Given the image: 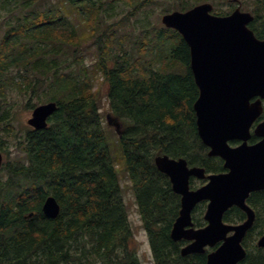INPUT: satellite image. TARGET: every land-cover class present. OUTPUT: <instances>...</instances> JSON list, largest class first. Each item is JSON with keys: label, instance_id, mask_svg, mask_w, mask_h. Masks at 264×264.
<instances>
[{"label": "trees", "instance_id": "trees-1", "mask_svg": "<svg viewBox=\"0 0 264 264\" xmlns=\"http://www.w3.org/2000/svg\"><path fill=\"white\" fill-rule=\"evenodd\" d=\"M205 2L217 16L237 6L256 14L260 25L248 27L264 39V0H0V123L16 142L9 161V145L0 141L9 157L0 177V264H141L107 143L101 88L120 124L123 172L154 264H205V255L191 263L181 258V245L170 239L180 200L154 165L155 157L167 155L206 174L223 171L197 134L193 103L199 91L189 48L159 22L137 34L107 25L118 6L132 15L159 5L164 15ZM14 95L25 111L49 102L57 111L44 129L27 127L18 137L11 121ZM48 196L60 207L55 219L41 211ZM247 204L255 222L240 264H264V250L256 245L264 229V190L250 194ZM193 218L195 227L205 225ZM244 219L237 208L223 217Z\"/></svg>", "mask_w": 264, "mask_h": 264}, {"label": "water", "instance_id": "water-1", "mask_svg": "<svg viewBox=\"0 0 264 264\" xmlns=\"http://www.w3.org/2000/svg\"><path fill=\"white\" fill-rule=\"evenodd\" d=\"M212 10L210 3H202L185 12L164 14L160 22L176 31L189 48L190 69L199 91L193 104L198 137L209 149L208 156L221 158L228 172L206 177L203 169L188 168L184 159L167 155L157 156L154 164L169 178L172 191L181 196L179 216L170 234L174 242H189L181 249V256L203 254L205 248L221 243L207 255L206 264H238L246 257L241 242L255 220L246 200L251 193L264 190V122L254 130L261 140L254 146L246 144L251 126L263 111L264 40L255 37L248 27L253 16L239 6L226 16L214 15ZM55 111L53 102L38 105L26 124L42 130ZM107 121L120 134L117 120L108 116ZM231 141L242 144L232 148ZM190 177L206 178L207 183L190 190ZM204 201L206 226L195 229L191 212ZM232 207L246 214L243 223H223L224 213ZM41 211L46 218L55 219L60 207L54 197L48 196ZM230 232L233 234L227 237ZM257 247L264 250V231Z\"/></svg>", "mask_w": 264, "mask_h": 264}, {"label": "rangeland", "instance_id": "rangeland-1", "mask_svg": "<svg viewBox=\"0 0 264 264\" xmlns=\"http://www.w3.org/2000/svg\"><path fill=\"white\" fill-rule=\"evenodd\" d=\"M109 3V2H108ZM211 4V3H210ZM237 5V4H235ZM117 6V5H116ZM161 7L159 5H152L151 7H148L146 9H143L139 12H135L132 15H129V8L118 6L112 16L108 19L107 25L111 24H118V33H139V31L147 25L148 22L154 23L159 22L163 15H160ZM5 15V13H4ZM4 19L0 17V37L4 30V26H2V23H4ZM90 53L92 52L91 49H89ZM90 58V57H89ZM16 95H14L13 100L15 101L13 106V111H15V115L12 118V123L15 127V131L17 132V136L20 137L24 134V130L28 127L26 124L27 119L30 117L31 111H25L20 106V101H18ZM100 106H101V112L104 115V123L105 126L104 129L106 130L107 135V143L110 151V156L113 160L114 167L116 169L118 178L120 180L121 186L123 188V195H124V203L127 208L128 218L131 224L132 232H133V239L135 242V249L137 253V257L140 260L141 264H154L153 260V254L150 248L149 239L147 236V233L144 231L142 227V223L138 214V209L135 203L134 199V193L132 192V189L130 187V184L128 180L126 179L124 175V160H123V154L119 147V136L115 132L113 128L110 127V129L107 127V116H112L109 112V106L108 101L106 99V92L104 88L100 89ZM113 117V116H112ZM29 128V127H28ZM1 143L2 146L5 148V143L9 145V148L6 149V152H9V157L5 156L4 153H1L3 156L2 161V167L5 163H7L8 158L9 161L11 158H13L16 154L15 152V140L12 137H5V134L1 131ZM4 140V142H3ZM3 148V149H4ZM6 171L0 170V177L5 176ZM206 205L203 207V211L195 212L193 216L195 218L201 217L203 219V214L205 210ZM252 243H250L251 245Z\"/></svg>", "mask_w": 264, "mask_h": 264}, {"label": "flooded vegetation", "instance_id": "flooded-vegetation-1", "mask_svg": "<svg viewBox=\"0 0 264 264\" xmlns=\"http://www.w3.org/2000/svg\"><path fill=\"white\" fill-rule=\"evenodd\" d=\"M257 18H258V16H257L256 14L253 13V24L256 25V26H259L261 21H260V20H257ZM258 19H259V18H258ZM251 102H253V100H252ZM262 106H263L262 114H261L260 117H259V118L253 123V125H252L251 128H250V138H249L248 141L246 142V144H247L248 146H254V145H256V144L261 140L260 137H257V136L254 134V130H255V128H256V126H257L258 124L264 122V100H262ZM241 144H242L241 141H231V142H229V146L232 147V148L238 147V146H240ZM215 158H217V157H215ZM218 159L221 160L222 168H223V171L220 172V173H218V174H224V173H227V172H228L227 169L224 168V161H223L221 158H218ZM187 166H188V168H193V167L200 168V167H198V166H190V165H188V163H187ZM201 169H203V168H201ZM203 170H204V169H203ZM204 174H205V176L210 175V174H206L205 171H204ZM206 183H207V179H206V178H205V179H197V178H195V177H190V178H189V189H190V190H196V189L202 187L203 185H205ZM173 193H174V192H173ZM174 194H175V193H174ZM251 194H253V193H251ZM176 195L179 196L178 194H176ZM249 196H250V195H249ZM248 198H249V197H248ZM179 200H181V196H179ZM180 205H181V203H180ZM200 205H207V201H204V202H200V203H198V204L193 208V210H192V212H191V218H192L191 221H192V223H193V227H194L195 229H201V228H204V227L206 226V222L204 221V218L202 219L203 222H204V224H205L203 227H195V224H194L193 214L196 212L197 208H198ZM246 205H248V204H247V200H246ZM248 207H250V206L248 205ZM232 208H237V207H232ZM232 208H230V209H232ZM250 208H251V210L253 211V208H252V207H250ZM230 209H228V210L224 213V215H225ZM237 209H239V208H237ZM239 210H240V209H239ZM179 211H180V210H179ZM242 212H243V211H242ZM243 213H244V212H243ZM224 215H223V217H224ZM244 215H245V213H244ZM178 216H179V212H178V215H177V217L175 218L174 222L176 221V219L178 218ZM245 219H246V215H245ZM245 219H244V221H245ZM222 221H223L224 224L229 225V226H236V225H239V224H241V223L244 222V221H242V222H236V221H232V222H224L223 218H222ZM174 222H173V224H174ZM173 224H172V227H173ZM172 227H171V230H172ZM252 229H253V225H252L251 229H249V230L247 231V233H246V235H245V237H244V239H243V242H245V241H247V240L249 239V237H250L249 234H250V232H251ZM171 230H170V234H171ZM170 234H169V236H170ZM232 234H233L232 232L228 233V234H227V237H228V236H231ZM170 239H171V237H170ZM173 242H174V241H173ZM243 242H242V246H243V248L247 251V249H246V245H245V243H243ZM174 243H179V244L181 245V247L179 248V255H180L181 258H183V259L186 258V260L189 261V262L191 263V262H193V258H194L195 256H198V255H205V256H206L205 264H206V261H207V255H208L210 252H212V250L216 249V248L221 244V243H219V244H217V245H216L215 247H213V248H205V253H203V254H192V255H189V256H181V254H180L181 249H182L183 247H185L186 245H188L189 242L184 241V240H181V241L174 242Z\"/></svg>", "mask_w": 264, "mask_h": 264}, {"label": "bare ground", "instance_id": "bare-ground-1", "mask_svg": "<svg viewBox=\"0 0 264 264\" xmlns=\"http://www.w3.org/2000/svg\"><path fill=\"white\" fill-rule=\"evenodd\" d=\"M194 104V103H193Z\"/></svg>", "mask_w": 264, "mask_h": 264}]
</instances>
